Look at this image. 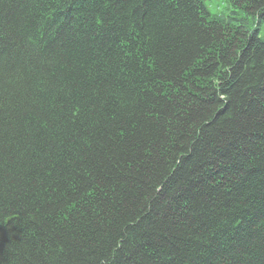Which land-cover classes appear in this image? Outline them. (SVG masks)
Here are the masks:
<instances>
[{"label":"trees","instance_id":"obj_1","mask_svg":"<svg viewBox=\"0 0 264 264\" xmlns=\"http://www.w3.org/2000/svg\"><path fill=\"white\" fill-rule=\"evenodd\" d=\"M227 3L0 0V264H264V0Z\"/></svg>","mask_w":264,"mask_h":264},{"label":"rangeland","instance_id":"obj_2","mask_svg":"<svg viewBox=\"0 0 264 264\" xmlns=\"http://www.w3.org/2000/svg\"><path fill=\"white\" fill-rule=\"evenodd\" d=\"M206 9L211 15L217 16H227L229 14L230 5L227 3V0H202ZM243 16L242 13H239ZM251 28H256L258 35L261 39L264 40V22L257 24L254 20L253 22L249 19Z\"/></svg>","mask_w":264,"mask_h":264}]
</instances>
